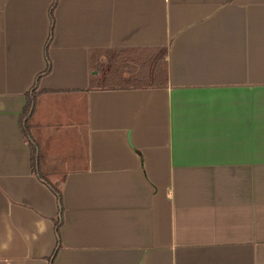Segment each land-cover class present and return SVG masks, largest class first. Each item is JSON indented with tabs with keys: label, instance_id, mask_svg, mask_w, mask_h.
<instances>
[{
	"label": "crops",
	"instance_id": "1",
	"mask_svg": "<svg viewBox=\"0 0 264 264\" xmlns=\"http://www.w3.org/2000/svg\"><path fill=\"white\" fill-rule=\"evenodd\" d=\"M0 264H264V0H0Z\"/></svg>",
	"mask_w": 264,
	"mask_h": 264
},
{
	"label": "trees",
	"instance_id": "2",
	"mask_svg": "<svg viewBox=\"0 0 264 264\" xmlns=\"http://www.w3.org/2000/svg\"><path fill=\"white\" fill-rule=\"evenodd\" d=\"M163 61H164V56H163V58L161 60V65H159V67L157 68V71H156V74L158 75V77H157L156 81H153L152 85L164 86V85L167 84V65ZM104 74L106 76H109V78H107V80H106V84L104 83V85H108L109 86L110 84L113 83V82H110V77L112 78V76L114 75V70L113 69L109 70V68H106L105 71H104ZM123 85H134V86L136 85V86H139V85H145V84L129 83V84H123ZM33 102H34V100H29V103H28V105L26 107V110H25V117L29 116L30 110H31V108L33 106ZM59 195H60V193H59Z\"/></svg>",
	"mask_w": 264,
	"mask_h": 264
}]
</instances>
